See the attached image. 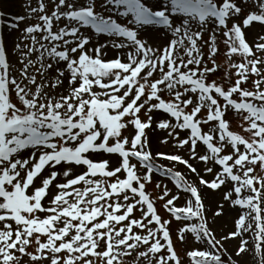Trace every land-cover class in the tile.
<instances>
[{"label":"snow or ice","instance_id":"obj_1","mask_svg":"<svg viewBox=\"0 0 264 264\" xmlns=\"http://www.w3.org/2000/svg\"><path fill=\"white\" fill-rule=\"evenodd\" d=\"M21 7H0V264H264V0Z\"/></svg>","mask_w":264,"mask_h":264},{"label":"rangeland","instance_id":"obj_2","mask_svg":"<svg viewBox=\"0 0 264 264\" xmlns=\"http://www.w3.org/2000/svg\"><path fill=\"white\" fill-rule=\"evenodd\" d=\"M24 2H25V0H0V7H3L6 13H12L14 15H25L26 14L25 9L21 7V5L24 4ZM35 5H36V0H33V6H35ZM35 22H37L35 20V18H33L31 20H26V21L21 22L19 27L22 30L28 24L35 23ZM262 33H264V28L257 26L253 31V39H255V37H258ZM20 34L21 33L18 30H12L10 32L7 27H5V29H4L5 39H6V42L9 44L10 47L13 46L14 42L16 41V38L19 37ZM207 38L208 37H206V39ZM221 51L222 52L225 51V48L223 46H222ZM115 55H116L115 51H110L107 58H114ZM234 62H236V58L229 59V57L227 55H224V54L219 55L218 63L221 65V70L218 74H215L214 78L217 80H220L221 82L225 83L226 85L228 83H231V81H228V79H227V70L231 69V64ZM231 72L233 74V80H234L235 79V76H234L235 69H231ZM248 87H251V84H249ZM230 118L233 121V123H232L233 129L236 131L242 132V129L239 126V124H240L239 119L236 117H230ZM153 143H154V145H156V144H158V141H156L154 139ZM153 150L156 151L157 150L156 147H154ZM159 150L164 151V152L176 151L175 148L169 147L166 145H160ZM113 159H115V157H113ZM158 162L161 164H164L165 166L174 167L176 170L187 173V169L182 165H178V164L172 165L171 162L163 161V160H160ZM133 163H136V161L133 160ZM193 163L198 164V167H201V168L203 167V164H199L196 161H194ZM138 167H139V165H138ZM258 171H259V169H258ZM141 172L143 173L144 170L141 169ZM205 179H211V177L208 175H205ZM157 183H160L161 187L158 188L156 186ZM165 185L170 190H172L173 192L178 191L174 187V181H172V179L170 177L165 178L158 173H154L152 182L147 184V186H146V191L151 194L152 198L156 202V205L158 206V209H159V214L167 219L169 217V214L167 213V211H165V209L163 207L165 201L158 199L163 194V188ZM181 203H183V200H181ZM135 216L137 218H139L140 212L137 211L135 213ZM229 226H231V225H229ZM172 227H173V235L175 237L177 235L176 230L179 229L181 227V225L179 223H177L176 221H173ZM176 246H177V250L180 253V255L182 257H184V253L186 251L191 250L192 248L198 247L199 245L197 243H195L193 238L190 236L186 243L177 242ZM29 250L31 251L32 249H29ZM141 250H143V249H141ZM230 250H231V248H230ZM225 259H227V257H225ZM246 259L248 260V264H259V260L258 259L253 260L251 255L248 256ZM134 261H135V254H133L130 257L125 258V264H134ZM140 264H144L143 260L140 261ZM185 264H187V258L186 257H185Z\"/></svg>","mask_w":264,"mask_h":264}]
</instances>
